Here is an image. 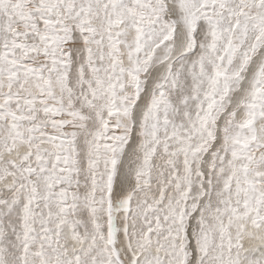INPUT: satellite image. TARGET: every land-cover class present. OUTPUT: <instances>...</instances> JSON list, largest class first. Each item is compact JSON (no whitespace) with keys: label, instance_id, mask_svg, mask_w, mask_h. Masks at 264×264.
Wrapping results in <instances>:
<instances>
[{"label":"snow or ice","instance_id":"obj_1","mask_svg":"<svg viewBox=\"0 0 264 264\" xmlns=\"http://www.w3.org/2000/svg\"><path fill=\"white\" fill-rule=\"evenodd\" d=\"M0 264H264V0H0Z\"/></svg>","mask_w":264,"mask_h":264}]
</instances>
